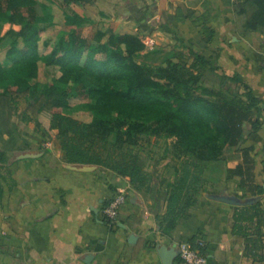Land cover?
<instances>
[{"label":"trees","instance_id":"16d2710c","mask_svg":"<svg viewBox=\"0 0 264 264\" xmlns=\"http://www.w3.org/2000/svg\"><path fill=\"white\" fill-rule=\"evenodd\" d=\"M63 1L67 5L90 2ZM235 12L241 19L237 23L241 35L264 30V0H244L235 4ZM50 22L38 14L35 0H0V49L9 50L0 64V83L8 79V72L15 75L0 91V135L26 133L44 142L51 139L66 164L94 166L128 179L134 191L150 197L152 210L160 213L165 207V214L159 216L161 231L172 235L214 175H224L225 150L239 146L248 127L253 132L262 126L252 111L254 97L234 88L248 89L238 75L222 76L225 85L218 90L203 86L204 73L214 67L195 52L190 53L189 66L175 52L156 64L163 54H143L145 46L137 35L99 30L89 40L83 30L90 21L78 15L66 16L68 39H61L42 56L40 35ZM5 26L9 28L2 32ZM141 55L143 63L137 61ZM43 57L59 72L45 89L36 82ZM22 96L36 112L32 117L14 112ZM75 98L90 102L86 106L93 115L90 123L69 114ZM32 120L36 130L28 127ZM22 137L25 143L33 141ZM151 138L170 141L168 176L147 171L131 150ZM9 165L7 152L0 149V200L5 179L1 169ZM262 218L260 204L238 208L234 217L233 231L245 239V255L254 261L262 259ZM105 223L113 224L107 219Z\"/></svg>","mask_w":264,"mask_h":264},{"label":"crops","instance_id":"0c3cea01","mask_svg":"<svg viewBox=\"0 0 264 264\" xmlns=\"http://www.w3.org/2000/svg\"><path fill=\"white\" fill-rule=\"evenodd\" d=\"M243 1L137 0V34L117 32L143 39L150 34L149 15L164 18L186 51L172 48L169 53L191 59L195 52L211 63L214 70L208 69L202 81L208 88L223 87L222 76H240L248 89L234 88L252 94V111L262 124L253 132L248 127L239 146L225 150L224 175H214L172 235L161 231L165 207L160 213L152 210L150 197L134 191L128 179L98 167L72 170L83 166L66 164L52 143L24 141L17 150L2 147L15 157L1 169L0 264H163L159 247L179 252L185 243L198 249L207 264H264V225L262 259L257 261L245 255V239L233 231L238 208L260 204L264 220V30L239 33L235 4ZM208 73L218 86L205 83ZM120 190L128 201L110 225L103 211ZM173 264H183L179 255Z\"/></svg>","mask_w":264,"mask_h":264},{"label":"rangeland","instance_id":"374dc122","mask_svg":"<svg viewBox=\"0 0 264 264\" xmlns=\"http://www.w3.org/2000/svg\"><path fill=\"white\" fill-rule=\"evenodd\" d=\"M35 1L37 2L38 14L40 16H43L44 18L51 19L50 23H45L43 25V32L40 35L39 54L42 56H45L50 51H52V49L56 48L61 39H68L66 32L69 29L65 26L66 16L78 15L86 19L87 21H90V23L88 22L87 27L83 30L84 36L89 40H93L95 34L99 30L110 31L116 34H118L117 32L119 31L137 34L135 22V19L137 18V0H131L132 2H135L134 5L129 4V0H90L89 3L84 5H67L63 0ZM147 12L150 14V10H148ZM149 16L151 20L147 22L146 26L149 27L148 30L150 31V34L148 32V35L144 38H152L155 41L157 50L155 47L153 51L144 52L143 54L160 51L163 55L160 57V60L156 61V64H159L162 62L165 55L170 54L169 51L172 48L177 49L175 50V52H186L181 42L178 39H175V36L177 35H174L173 30L170 29L169 26H166L167 22L164 18L158 21L153 16ZM115 21H119L120 25L117 26V22ZM8 28L9 26H5L4 28H2V32H5ZM20 47L22 48V42H20ZM8 56L9 50L0 49V64L3 63L8 58ZM46 60L47 59L43 57L38 64L39 75L36 82L42 89L49 87L53 83L54 76H58V74L56 75L58 68L48 66L46 64ZM186 60L189 66L191 64V59L188 58ZM137 61L139 63H143L144 56H139L137 58ZM14 76L15 75L12 72H8V79L0 83V91H3V89L9 85L10 79H12ZM221 80L223 82V79ZM203 83L204 82H202V84ZM205 83L210 86H214V84L218 86V82L214 78L213 73H208ZM89 103L90 102L88 100H84L81 98H75L71 100L69 114L82 122L90 123L93 119V115L90 111H88L86 107ZM14 112L17 115L23 117H25V112L30 117L36 114L34 110H31L29 108V101L24 96L19 97L15 102ZM28 127L31 130H36V122L34 120L28 122ZM23 134L16 133L12 137H9L5 140L0 139V149L2 150V147H5L17 150L21 142H24L22 136H27V138L29 139L33 138V136H28L26 133ZM34 139L38 140L40 143H52L51 139H47L44 142V140L34 137L31 140L34 141ZM169 144L170 141L166 142L164 139L151 138L149 142H144L138 147L132 148L131 150L134 153L138 154L141 165H143L147 171L153 172L156 170V172H158L157 174L165 177L169 175L167 164L171 159V155L167 153ZM14 157V155H12V157L8 156L9 160L14 159ZM171 164L173 165L174 163ZM173 179L174 177H171V180Z\"/></svg>","mask_w":264,"mask_h":264},{"label":"built area","instance_id":"2783aa9c","mask_svg":"<svg viewBox=\"0 0 264 264\" xmlns=\"http://www.w3.org/2000/svg\"><path fill=\"white\" fill-rule=\"evenodd\" d=\"M141 40L145 46L144 52L154 50L155 41L152 38H143ZM127 201V193L125 190H120L105 207L103 211L105 219L111 223H116L119 212L127 203ZM179 257L183 264H207L206 257L203 256L198 249L187 243L182 244L179 247Z\"/></svg>","mask_w":264,"mask_h":264},{"label":"water","instance_id":"95a60500","mask_svg":"<svg viewBox=\"0 0 264 264\" xmlns=\"http://www.w3.org/2000/svg\"><path fill=\"white\" fill-rule=\"evenodd\" d=\"M69 168L75 171H80V172H91L93 170H96L97 167L83 166L81 168H77V167L70 166ZM222 201H225V200H222ZM158 253H159V256L161 257L163 264H173L179 255V252L177 251L176 247H174L172 250H167L164 247H159Z\"/></svg>","mask_w":264,"mask_h":264}]
</instances>
